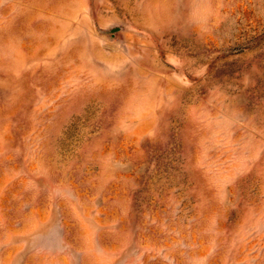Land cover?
<instances>
[{
	"label": "rangeland",
	"instance_id": "1",
	"mask_svg": "<svg viewBox=\"0 0 264 264\" xmlns=\"http://www.w3.org/2000/svg\"><path fill=\"white\" fill-rule=\"evenodd\" d=\"M0 264H264V0H0Z\"/></svg>",
	"mask_w": 264,
	"mask_h": 264
}]
</instances>
